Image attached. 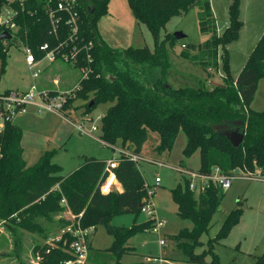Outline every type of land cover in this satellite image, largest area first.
Returning a JSON list of instances; mask_svg holds the SVG:
<instances>
[{"label":"trees","instance_id":"16d2710c","mask_svg":"<svg viewBox=\"0 0 264 264\" xmlns=\"http://www.w3.org/2000/svg\"><path fill=\"white\" fill-rule=\"evenodd\" d=\"M111 0H77L80 29L74 45H78L76 67L91 68L87 77H81L80 88L64 106L69 107L77 96L89 99L87 112L99 102H110L102 120L101 138L111 147L119 146L143 156V148L150 131L160 135L159 152L171 151L183 131L186 143L183 154L191 157L200 151V173H210L220 167L225 173L235 169L255 166L264 168V108L255 110L251 104L256 96L258 81L264 76V33L249 54L238 77L231 73L227 45L238 39L243 20L242 0H232L229 6V25L223 33L217 31L216 19L210 0H128L137 20L147 25L154 37V49L148 46L114 48L100 35L98 19L108 13ZM59 0H0V8L10 3L17 15L19 29L16 39L30 48L37 59L44 55L41 46L49 43L55 47L67 39L65 20L68 15L58 10ZM199 5L201 25L212 37L193 47L198 60L209 69L218 64L219 48L223 54V83L213 88L203 83L195 86H174L168 81L171 70L169 47L178 40L174 33L161 31L175 15H182ZM62 16L58 33L51 32L50 12ZM10 44V40H9ZM8 44V45H9ZM69 45H73L72 43ZM186 47V46H185ZM90 55V57H88ZM8 46L0 42V72L6 70ZM93 103L91 104V102ZM228 129L245 131L243 143L235 147L224 134ZM23 129L11 119L0 132V224L6 223L16 236L20 247L21 231L42 234L47 239L66 226L68 220L61 216L65 196L76 214L83 213L82 225L89 227L104 224L113 236L111 246L113 264H124V254L135 253L129 243L135 230H153L154 220L137 226L113 225L111 218L120 212H139L150 199L149 184L139 168V162L122 153L117 157L115 169L122 189L103 193L100 188L109 159L86 156L74 171L63 175L62 166L53 161L54 151H46L34 164L24 157ZM186 178L185 172L180 170ZM58 188H55L56 185ZM220 187L211 184L206 190L195 192L186 178L185 187L180 182L171 189L177 212L193 221L192 228H182L171 234L169 254L163 258L186 264H202L208 254L212 264H219L217 254L210 245L203 252L201 237L206 233L224 196ZM155 194V192H154ZM154 194L152 196H154ZM240 207L233 208L217 239L228 234L239 220ZM48 243L38 244L34 251L43 256L41 264H63L73 257L69 246L62 244L50 248ZM92 248V247H91ZM97 250V252H98ZM171 255V256H169ZM129 264H144L135 262Z\"/></svg>","mask_w":264,"mask_h":264},{"label":"rangeland","instance_id":"374dc122","mask_svg":"<svg viewBox=\"0 0 264 264\" xmlns=\"http://www.w3.org/2000/svg\"><path fill=\"white\" fill-rule=\"evenodd\" d=\"M250 1L252 2L250 4L252 11L255 10L252 5L264 4V0ZM110 4L108 13L98 19V30L103 34L107 43L119 49L128 46H148L153 50L154 37L147 25L136 19L128 0H111ZM126 10L130 11L131 17L134 18H129L125 13ZM224 16L229 18V8L225 11ZM247 16L249 17V15ZM255 17L256 14L251 13V20ZM200 18L201 8L199 5H195L186 13L173 16L161 31V35L165 37L167 32H182L185 35L172 46L168 41L171 68L184 77H193L206 87L213 88L223 83V54L226 51L222 46L219 48L218 64H212L211 69L205 68L194 55L198 51H195L193 46L205 43L213 33L203 29ZM220 30L224 32V28L220 27ZM183 44L186 47H183ZM255 46L254 39H251L245 28L242 30L239 40L236 39L227 45L231 73L235 78L240 74ZM26 53L21 41L14 36L8 45L6 70L3 73L0 72V92L9 89L28 90L32 86L33 78L26 61ZM65 64L66 68L70 66ZM48 65L49 61L43 59L38 63L36 69L44 72ZM71 74L73 77L70 85H74L83 73L80 69H75ZM168 80L171 84L174 81V86H195L191 83L192 79L189 82H182L176 81V79L170 80L169 77ZM49 82L52 83V81ZM90 99L81 95L77 96L72 101V105L63 109L61 114L50 111L40 112L37 107L35 109L32 108L34 106L29 105L25 113L15 116L17 123H19V117L31 116L23 124L19 123L23 129L24 157L29 164L36 163L43 153L53 150V161L62 166L61 173L66 175L77 169L84 162L86 156L106 159L120 156L118 149L106 144L101 138V117L105 114L110 102H99L87 112L86 104ZM251 107L255 110L264 108V76L260 77L258 81L257 93ZM80 121L85 122L87 129H90L93 124H96L98 128L91 134L83 133L73 125V122ZM159 143V133L150 131L149 138L143 148L144 157L139 163V168L147 183L151 185L155 183L158 176L161 178L160 185L156 186L153 197L157 202V216L165 220V224L160 230L161 234L153 230H135L129 239V243L135 246V253L123 255L124 262L144 263L147 261L145 264H156L162 249L164 248L163 252L169 254L172 245V242L169 241L164 247L160 246V238H169L171 234L178 233L182 228L194 226L191 219L178 214L171 189L180 182L185 187L186 178L190 181H201L200 178L189 174V170L199 168L200 151H196L191 157L184 156L183 148L186 143V135L183 131L180 132L171 151L159 152L157 150ZM154 159L164 161L167 165L157 164ZM180 170L185 172L186 178L182 176ZM239 172L243 173L242 170ZM223 191L225 192L224 196L219 209L213 216L211 226L201 237L204 244L197 251L203 252L212 241L211 248L217 254L219 264H264V181L238 177L230 188ZM237 206L242 210L239 220L233 224L228 234L217 239V234L229 212ZM149 219L151 217L142 210L120 212L113 215L111 223L117 226L133 227ZM46 240L47 238L42 234L22 230L20 247L17 249L16 236L10 226L6 223L0 224V264H34L36 260L34 248L38 244L45 243ZM112 242L113 236L108 228L104 224H99L91 234L92 249L87 264H113L114 258L109 251L101 250L102 254L94 256L98 249H106L111 246ZM212 258L213 256L208 254L206 262L202 264H212ZM158 262L173 264L172 261Z\"/></svg>","mask_w":264,"mask_h":264},{"label":"built area","instance_id":"2783aa9c","mask_svg":"<svg viewBox=\"0 0 264 264\" xmlns=\"http://www.w3.org/2000/svg\"><path fill=\"white\" fill-rule=\"evenodd\" d=\"M77 6V0H59L58 10L65 12L68 15L67 19L65 20V24L68 27L67 39L63 42H60L55 47H51L48 42L44 43L41 46V49L44 51L42 58L37 59L34 52L30 48L23 45L27 52L26 61L34 82L28 90L9 89L4 92H0V132L4 129L5 123L7 121L14 119L18 114L26 112L28 105H35L40 112L50 111L56 114H61L68 99L75 96L76 90L80 88L79 83L73 89L62 90L54 93L49 89L40 88L35 82V80L41 75V71L36 69V67L43 59L48 60L49 63L62 60L72 67L77 68L76 65L79 60V50L77 48L78 45H74L80 29L79 12ZM16 15L17 11L12 5H10V3L5 4L0 8V33L3 31H9L12 34V38L16 36V32L19 29L18 23L15 21ZM50 18L52 23L51 32L58 33L62 16L57 17L56 13L51 11ZM11 39H4L1 41L5 46H8L9 40ZM69 43H72L73 45L70 46ZM185 46L186 45L183 44V47ZM88 57H90V55ZM78 69L82 71L83 78L87 77L88 72L91 70V68L87 67H81ZM73 124L78 130L86 134H91L93 130L98 128L96 124H93L90 129H87L84 121L73 122ZM114 149H118L120 154L125 153L129 155V157L136 162L143 160L144 157V155L140 156L120 146H115ZM154 161L160 165H167L166 162L158 159H154ZM118 163L119 160L117 157L107 160L105 173L100 184V188L103 193H109L113 189H116V185L119 180L115 169L117 168ZM240 170H242L243 173H240ZM189 174L193 177L201 179L200 182H195L193 180L190 181V188L195 192L204 191L211 184L220 187L221 190L228 189L231 187L233 181L238 177L264 181V168L261 166H255L253 169L242 167L235 169L232 173H225L220 167H215L210 173H200L198 170L191 169L189 170ZM160 182L161 178L158 176L154 186H150L148 189L150 199L141 208L142 211L147 213L151 219L154 220L155 225L153 227V231L159 234H161L160 230L165 224V220L158 218L157 206L152 195L155 192L156 186L160 185ZM58 187L59 185L57 184L55 188ZM61 204L64 207L61 211V216L67 219L68 223L59 232L49 237L46 240V243H48L50 248L57 247L60 244L63 246H69V251L72 253L73 257L66 260L63 264H87L90 253L91 234L96 228L94 225L89 227H84L82 225V217L84 212L82 211L78 214L74 213L70 208L68 200L65 196L62 198ZM166 244V239L161 237L160 245L164 246ZM50 248H47L46 251L49 252L51 250ZM35 256L36 260L34 264H41V260L43 258L42 254L37 252ZM173 264L186 263L173 262Z\"/></svg>","mask_w":264,"mask_h":264},{"label":"crops","instance_id":"0c3cea01","mask_svg":"<svg viewBox=\"0 0 264 264\" xmlns=\"http://www.w3.org/2000/svg\"><path fill=\"white\" fill-rule=\"evenodd\" d=\"M231 1L232 0H210L211 7L213 10L215 19H216V24L218 27L219 34H221L223 32V30H220V27L224 28V30H225L229 25V18L225 17L224 14H225V11H227V9L229 8ZM251 3L252 2L250 0H243L242 1L241 18L243 20V27L241 29V32L244 28L247 29L249 35L251 36V39H254L255 43L257 44L258 40L261 38V36L264 33V4H260V6L259 5H256V6L252 5V8L253 7L255 8V10L252 11L250 9ZM110 7H111V4H109V8ZM249 9L251 10L250 14H249ZM125 13H127L129 18H134V17H131L132 15H131L130 11L126 10ZM251 13L256 14V17L253 20H251ZM247 15H249V17ZM244 17H245V19H244ZM241 32H240L239 38L237 40L240 39ZM99 33L103 37V34L100 31H99ZM114 48H116V47H114ZM65 65H66L65 62L62 60H58L56 62L49 63L48 67L45 69L44 72H41L40 77L38 79H36L35 82L39 85L40 88L49 89L50 91H52L54 93H56L58 91H62V90L73 89L74 87H76L80 83L82 76L77 79V82H75L74 85H70V83H71L70 81L73 77L71 72L73 73V71L75 69H78V68L72 67L71 65L68 66L69 68L68 67L66 68ZM169 77H170V80L176 79V81H182V82L183 81L189 82V80L192 79L193 81L191 83L193 85H197L199 83L198 79H194L193 77H184L183 75H180L178 72L173 71L172 68L168 73V78ZM49 81H52V83ZM33 82H34V80H33ZM169 83L171 84L170 81H169ZM173 83H174V81L172 82V85H173ZM32 106H34L32 108L37 109L35 105H32ZM28 117L30 118L31 116L19 117V123L23 124L26 121V119H28ZM14 122H16L15 118H14ZM19 123H17V124H19ZM103 159H106V158H103ZM116 189H119V190L122 189V185L120 182L117 183ZM154 202H155V204L157 203L156 199H154ZM176 206H177V204H176ZM177 208H178V206H177ZM91 249L92 248H91V240H90L89 257L91 255ZM163 251H164V248L162 249V253L159 256L160 258L158 259V261H163V262L172 261V260L165 259L162 257L163 253H164ZM97 254H102V251L101 250H98V252L96 251L94 253V256H96ZM150 260H151V258H150ZM150 260H148V261H150ZM141 261H143V260H141ZM158 261L156 264H160V262H158ZM122 262L124 264H126V263L129 264V261L124 262L122 260ZM145 262H147V261H144V264H145ZM172 262H174V261H172Z\"/></svg>","mask_w":264,"mask_h":264},{"label":"water","instance_id":"95a60500","mask_svg":"<svg viewBox=\"0 0 264 264\" xmlns=\"http://www.w3.org/2000/svg\"><path fill=\"white\" fill-rule=\"evenodd\" d=\"M174 34L177 37V39H180L185 36L182 32H176ZM11 38H12V34L9 31H3L0 33V41L4 39H11ZM92 103L93 101L91 102V104ZM223 128L225 129L224 134L229 137L230 141L235 147H238L243 143L245 139V131H241L238 128L228 129L225 126H223Z\"/></svg>","mask_w":264,"mask_h":264}]
</instances>
